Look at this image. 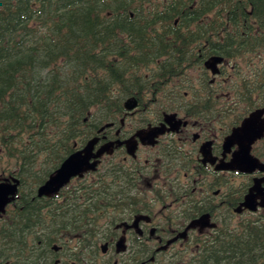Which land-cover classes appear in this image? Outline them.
Wrapping results in <instances>:
<instances>
[{
    "label": "flooded vegetation",
    "instance_id": "1",
    "mask_svg": "<svg viewBox=\"0 0 264 264\" xmlns=\"http://www.w3.org/2000/svg\"><path fill=\"white\" fill-rule=\"evenodd\" d=\"M131 1L140 5L127 8L121 16L128 19L115 29V125L111 132L101 126L94 136L95 151L107 143L114 151L103 154L96 171L74 177L49 198L47 236L35 225L11 252L5 227L0 264H187L223 230L229 234L232 223L264 215V207H240L256 179L264 186V171L219 166L238 149L227 150L226 137L264 108L247 100L250 86L230 53L233 40L248 39H233L229 22L227 29L216 27L215 12L229 6L217 0ZM261 56L259 48L258 73ZM245 72L254 75L246 65ZM121 93L127 94L122 101ZM131 97L137 107L128 110ZM252 154L264 162V137ZM105 161L115 162V205L78 212L88 207L84 187L98 182ZM1 174L0 181L9 177ZM14 201L7 209H16Z\"/></svg>",
    "mask_w": 264,
    "mask_h": 264
},
{
    "label": "trees",
    "instance_id": "2",
    "mask_svg": "<svg viewBox=\"0 0 264 264\" xmlns=\"http://www.w3.org/2000/svg\"><path fill=\"white\" fill-rule=\"evenodd\" d=\"M217 4L229 10L215 12L216 27L227 29L229 22L233 39H248L233 40L230 50L250 86L246 98L264 104V0ZM139 5L131 0H0V150L14 166L8 176L20 180L16 209L8 208L0 218V236L5 227L11 231L9 251L15 252L35 225L41 236L49 234L50 199L38 197V187L101 126L115 125V29L128 19L121 16L126 9ZM99 172L98 182L84 187L88 207L78 212L115 205V162H103ZM65 206L64 201L59 205L61 216ZM224 231L187 264H264V215Z\"/></svg>",
    "mask_w": 264,
    "mask_h": 264
},
{
    "label": "water",
    "instance_id": "3",
    "mask_svg": "<svg viewBox=\"0 0 264 264\" xmlns=\"http://www.w3.org/2000/svg\"><path fill=\"white\" fill-rule=\"evenodd\" d=\"M216 60L214 62L217 69ZM128 110L137 107V100L134 97L128 99L125 103ZM264 108L256 109L245 120L242 125L236 127L231 136H227L225 140V148L229 150L235 144L238 149L233 152L231 161L227 163H220L219 166L231 170H239L244 173H252L256 169L264 171V162L252 154V147L255 142L262 139L264 136ZM109 123L102 127L111 126ZM99 138H91L88 143L81 149L76 150L66 157L48 179L39 186L37 195L39 197H51L57 194L64 186H66L72 178L76 176L82 177L88 171H96L101 162V157L104 153L112 154L114 148L113 144L107 143L102 145L95 151L96 144ZM262 179H256L254 186L246 195L245 201L240 207H246L252 211H257L259 207H264V186H262ZM20 181L13 177L0 181V217L5 213L6 207L9 203L15 200L19 191Z\"/></svg>",
    "mask_w": 264,
    "mask_h": 264
},
{
    "label": "rangeland",
    "instance_id": "4",
    "mask_svg": "<svg viewBox=\"0 0 264 264\" xmlns=\"http://www.w3.org/2000/svg\"><path fill=\"white\" fill-rule=\"evenodd\" d=\"M6 161V158L3 157L0 150V173H2L1 176H8V168L14 167L12 165H8Z\"/></svg>",
    "mask_w": 264,
    "mask_h": 264
}]
</instances>
